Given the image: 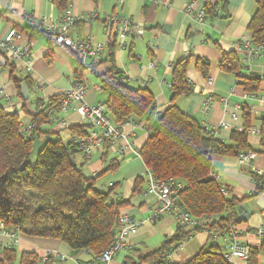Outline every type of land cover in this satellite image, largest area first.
Returning <instances> with one entry per match:
<instances>
[{
  "label": "crops",
  "instance_id": "1",
  "mask_svg": "<svg viewBox=\"0 0 264 264\" xmlns=\"http://www.w3.org/2000/svg\"><path fill=\"white\" fill-rule=\"evenodd\" d=\"M69 4L77 17L97 13L103 19L108 15L119 14L143 28L144 34L133 38L127 51L115 47L114 31H109L101 20L78 23L72 30V36L80 39L91 37L100 43L112 41L116 68L130 79L132 88H146L155 97V108L149 116L120 125L122 136L115 144L103 146L91 161L79 154L75 156L76 165L82 167L87 179L95 181L96 188L107 191L115 186L113 201L126 203L120 215H130L143 223L126 240L128 247L111 264H140L143 257L175 236L179 226L193 234L183 241V249L171 258V264H185L213 243L220 246L222 253L226 252L225 240L214 238L213 232L207 228L194 232L196 227L180 224L174 215L154 220L157 200L147 193V183L138 192L134 188L137 179H147L149 172L140 150L154 133L159 118L172 106L174 66L190 56L193 58L187 72V83L191 91L177 98L175 105L226 144H232L233 131H242L244 128V107L248 109L246 114L249 115L251 129L261 127L264 117V58L245 66L243 70L244 75L260 79V89L255 95L246 94L233 75L220 69L225 52L235 51L242 59L241 52L244 51H239V44L243 40H251L248 27L257 11V0H124L123 6H118L116 0H71ZM189 4H192L194 13L211 6L215 8V14L203 24L186 10ZM64 8L61 0H0V38L7 36L13 28L27 27L28 16L59 19L63 16ZM24 40L36 42L30 56V72L26 71L22 63H16L13 78L21 82L29 78V101L22 99L10 68H0V105L10 113H17L22 124L32 121L40 102H47L71 88L76 81L75 72L79 61L68 48L56 45L49 35H28L24 36ZM197 57L210 63L208 77L196 68ZM150 61L156 62V69L148 67ZM111 67L108 48L97 73L86 74L88 104L106 103L108 94L101 90L99 76ZM210 97L212 100L206 106ZM62 117L67 125H41L37 142L44 146L48 139H55V134L59 133L64 143L69 144L73 136L68 128L78 124L79 116L70 112ZM222 123L229 127L223 128ZM261 141L260 134L248 133V143L257 155L252 164H242L237 157H213L212 160V176H216L219 184L227 190L226 196L246 199L239 208L246 220L239 227L244 231L242 242L251 248L258 247L259 239L255 231L264 225V193L255 196L264 182V175L260 177V183L257 180L258 171L264 174V155L258 153ZM114 161L119 163L118 169L106 172ZM8 243L10 239L0 235V244L5 246ZM14 248L18 253H36L42 259L49 255L56 258V264H86L94 261L88 251H72L61 241L32 238L24 234H20ZM257 261L258 264H264V252L258 254Z\"/></svg>",
  "mask_w": 264,
  "mask_h": 264
},
{
  "label": "trees",
  "instance_id": "2",
  "mask_svg": "<svg viewBox=\"0 0 264 264\" xmlns=\"http://www.w3.org/2000/svg\"><path fill=\"white\" fill-rule=\"evenodd\" d=\"M57 2L58 0H53ZM71 0H61L67 5ZM207 18L215 14V8L206 6ZM23 36H48L38 28L27 26L16 28ZM251 41L254 46L264 42V0H257V11L249 24ZM111 69L99 76L101 90L108 94L104 104L108 114L117 125L149 116L155 108V97L146 88H132L128 77L115 66L114 46L111 44ZM190 56L177 63L173 69L171 84L172 106L157 121L154 133L140 150L148 171L161 181L174 178L185 185L179 194V205L193 218H206L205 225L196 226L194 232L207 228L211 232L226 233L230 228L241 226L244 220L240 206L246 199H231L222 192L217 179L212 178L213 157H237L240 152H254L248 143V109L244 107L245 125L242 131H233L232 144H226L200 126L175 105L177 98L190 93L187 72ZM16 86L22 83L13 78L15 66L8 65ZM196 68L208 77L210 63L196 58ZM220 69L233 75L238 85L248 95H255L260 89V79L244 75V63L235 51L225 52ZM83 69L78 61L75 80L80 82ZM31 86L29 78L25 79ZM21 91V90H20ZM63 95L53 96L44 104V109L32 116L38 132L47 124L50 112H57ZM20 116L10 113L0 105V221L9 230H20L32 238L51 239L65 243L72 251H88L94 259L100 257L116 239L120 210L126 203L113 201L115 186L102 191L95 181L78 171L71 158L77 155L72 142L65 144L60 134L48 139L37 155L35 165L30 160L34 154L36 138H25L19 133ZM74 137H82L89 131L87 126L73 125L68 128ZM261 150L264 155V117L260 127ZM72 138V139H73ZM255 153V152H254ZM27 165L23 167V164ZM119 163L114 161L106 172L116 171ZM146 178L136 181L134 191L138 192ZM226 190V189H225ZM227 191V190H226ZM264 193V182L255 196ZM192 232H185L179 226L178 232L162 246L141 259L140 264H171L168 254L174 245L182 243ZM264 252V239L259 248H251L249 264H258L259 253ZM0 264H56L49 256L45 261L36 253H18L15 248H5L0 254ZM185 264H229L217 244L200 251Z\"/></svg>",
  "mask_w": 264,
  "mask_h": 264
},
{
  "label": "built area",
  "instance_id": "3",
  "mask_svg": "<svg viewBox=\"0 0 264 264\" xmlns=\"http://www.w3.org/2000/svg\"><path fill=\"white\" fill-rule=\"evenodd\" d=\"M118 6H123L124 0H116ZM186 10L193 14L197 20L205 24L207 16L204 10L194 13L192 4H189ZM101 20L109 31H114V44L120 51H127L130 41L135 37L144 34V30L133 20L119 15H108L101 18L97 13H92L88 17L74 15L72 5L69 4L64 15L59 19H51L49 17L36 18L28 16L26 18L28 26H32L43 30L49 35L56 45L65 46L79 60L83 69V76L80 82L74 81L71 88L62 93L63 99L57 112H50L48 122L50 124L65 127L67 121L62 117L70 112L77 113L79 116L78 125L87 126L89 131L82 137H74L71 142L77 154L82 155L87 161H91L98 151L105 145L115 144L122 136L120 126L117 125L113 118L108 114L107 107L104 104L90 105L86 102V94L88 91V82L86 74H96L103 56L112 41L105 43L94 41L91 37L80 39L72 36L73 28L80 22L90 23L91 20ZM36 45L35 41H25L24 36L15 28L4 38H0V55H2L8 65L15 66L16 63H22L26 71L30 72V56ZM239 51L243 57L244 66L250 65L259 58H264V42L259 46H254L251 40H243L239 44ZM148 67L156 69V62L150 61ZM129 79V78H128ZM130 81V79H129ZM210 97L206 106L211 102ZM264 100V98H262ZM44 109V104L39 103L36 114ZM235 117V116H234ZM223 128L229 126L222 123ZM251 133H260V128L249 130ZM19 133L25 138H37L38 127L33 121L20 124ZM242 164H252L257 158L254 152H240L237 156ZM257 180L260 183V177L263 176L262 171H258ZM212 178L217 179L216 176ZM185 189V185L176 179L170 177L165 180H157L152 173L147 174V193L153 195L157 200L153 219L157 220L166 215H174L180 224L191 226H199L206 222V218H193L187 211L179 205V194ZM222 192L226 195V190L222 187ZM142 222L134 219L130 215L124 214L119 217L116 229V239L100 257L86 264H111L116 256L128 247L126 240L133 236L142 226ZM20 230H9L5 223L0 221V235L10 239V243L3 246L0 244V254L5 248H14L20 238ZM244 231L239 227L230 228L226 233L221 231L213 232L214 238H222L225 240L226 252L223 253L229 264H249V255L251 247L242 242ZM255 235L259 239V248L264 239V225L255 231ZM183 249V242L171 249L168 254L167 261L170 262L174 255L179 254ZM46 255L44 260L48 259ZM56 259V258H55Z\"/></svg>",
  "mask_w": 264,
  "mask_h": 264
},
{
  "label": "water",
  "instance_id": "4",
  "mask_svg": "<svg viewBox=\"0 0 264 264\" xmlns=\"http://www.w3.org/2000/svg\"><path fill=\"white\" fill-rule=\"evenodd\" d=\"M7 66H8V64H7L6 59L2 55H0V68H6ZM19 88L21 90V97H22V99L25 102L29 101L30 96H29L27 84L25 82H22L19 85ZM42 147H43V144L41 142H36L35 145H34V153L36 155H38L39 152L41 151ZM71 162L76 165V162H75V158L74 157L71 158ZM26 165H27V162H25L23 164V167H25ZM76 169L78 171H81L82 170V167L79 166V165H76ZM246 214H248V212H246ZM241 217H242L243 220H246L244 214H242Z\"/></svg>",
  "mask_w": 264,
  "mask_h": 264
},
{
  "label": "rangeland",
  "instance_id": "5",
  "mask_svg": "<svg viewBox=\"0 0 264 264\" xmlns=\"http://www.w3.org/2000/svg\"><path fill=\"white\" fill-rule=\"evenodd\" d=\"M36 160H37V155L34 153V154L32 155V157H31V160H30L31 164H32V165H35Z\"/></svg>",
  "mask_w": 264,
  "mask_h": 264
}]
</instances>
